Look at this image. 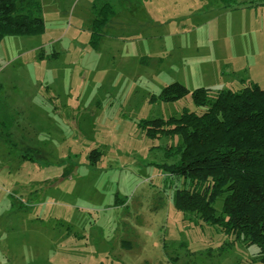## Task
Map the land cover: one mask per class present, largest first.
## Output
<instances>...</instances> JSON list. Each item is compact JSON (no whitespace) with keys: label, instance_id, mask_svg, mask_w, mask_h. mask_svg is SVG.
<instances>
[{"label":"rangeland","instance_id":"rangeland-1","mask_svg":"<svg viewBox=\"0 0 264 264\" xmlns=\"http://www.w3.org/2000/svg\"><path fill=\"white\" fill-rule=\"evenodd\" d=\"M40 6L42 28L0 40V264H262L257 245L176 208L184 180L163 164L182 139L143 121L203 113L191 93L159 98L173 82L264 88V0Z\"/></svg>","mask_w":264,"mask_h":264},{"label":"trees","instance_id":"trees-1","mask_svg":"<svg viewBox=\"0 0 264 264\" xmlns=\"http://www.w3.org/2000/svg\"><path fill=\"white\" fill-rule=\"evenodd\" d=\"M229 1V0H223ZM114 9L109 2L95 11L93 42ZM40 0H0V40L4 33H30L42 28ZM203 113L184 110L180 117L143 121L151 137L180 136L179 159L163 164L184 186L175 193L178 210L190 212L226 235L257 245L264 264V88L252 83L239 90L191 91L180 82L166 85L159 98L176 101L188 94ZM172 152L171 147L167 148ZM94 153L99 152L94 150ZM222 201L218 212L215 204Z\"/></svg>","mask_w":264,"mask_h":264}]
</instances>
